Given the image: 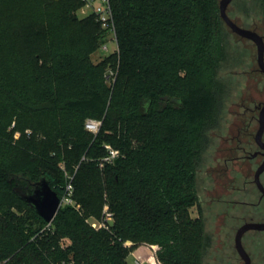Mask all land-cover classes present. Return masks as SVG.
Instances as JSON below:
<instances>
[{"label":"trees","instance_id":"obj_1","mask_svg":"<svg viewBox=\"0 0 264 264\" xmlns=\"http://www.w3.org/2000/svg\"><path fill=\"white\" fill-rule=\"evenodd\" d=\"M84 4L0 0V264H129L144 244L204 264L214 240L191 209L224 109L219 0H110L118 51L96 63L110 31ZM107 145L120 156L101 167ZM43 178L73 188L51 224L21 197Z\"/></svg>","mask_w":264,"mask_h":264},{"label":"rangeland","instance_id":"obj_2","mask_svg":"<svg viewBox=\"0 0 264 264\" xmlns=\"http://www.w3.org/2000/svg\"><path fill=\"white\" fill-rule=\"evenodd\" d=\"M78 14L83 17L80 12ZM228 15L239 27L258 33L260 36L263 34L264 0H234L228 7ZM226 33L227 59L218 73V79L225 87L224 109L220 126L211 133L210 147L199 164L197 183L199 203L191 209L193 218L199 216L203 218L206 231L214 240L204 264H243L234 248L236 227H233L235 220L232 218L244 216L246 209L248 211L249 208L221 206L218 200L233 197V199L257 202L259 197L254 186L244 185L249 179L246 176L247 169L244 163L234 164L235 168L230 165L232 174L235 176L239 174L233 184L226 182L227 176L223 171L226 169L224 158L227 154L221 153L220 150L221 146H225L224 137L237 133L240 128L245 129L247 115L244 114V105L264 102V76L258 71L255 45L233 34L228 28ZM107 34L108 50H104V47L98 50L92 56L95 63L118 51L116 36L114 37L112 32ZM60 166H63L62 163ZM102 216L91 218L89 223H101ZM249 240L250 238L245 240L248 246H250ZM260 245L261 247L248 249L255 262L260 261V264H264V245ZM139 247L150 248L145 244ZM158 249V247L155 249L156 252L152 250L153 254H146L147 257L140 258L136 255L137 262L133 256H130L128 262L129 264H160L157 259Z\"/></svg>","mask_w":264,"mask_h":264},{"label":"flooded vegetation","instance_id":"obj_3","mask_svg":"<svg viewBox=\"0 0 264 264\" xmlns=\"http://www.w3.org/2000/svg\"><path fill=\"white\" fill-rule=\"evenodd\" d=\"M262 33L263 34L261 35V37L264 44V27ZM248 41L252 42L251 40ZM253 44L255 45V43ZM255 47L257 49L256 45ZM257 65H258V71H260L261 74L264 76V72H262L258 63V56H257ZM243 108L245 110L244 114L247 115L245 129L240 128L238 129L237 133L234 132L224 137L225 146H221V150H220L221 153L227 154L226 158H224V166L226 167V169H224L223 171L227 176L226 182L233 184L236 181V178H238L239 174H237L236 176L233 175L232 174L233 172H231L232 169H229L230 165L233 168H235L234 164L238 162L244 163L247 169L246 176L249 178L244 182V185L245 187L247 184L254 186L259 193V197L257 202H254L252 200L243 201L240 200L239 198L233 199V197L223 198V199L221 198L218 200L221 206L222 205H227L229 207L242 206L249 208L248 211L246 209L244 216L243 215L242 217L234 216V218H232L233 220H235L233 227H236V234L238 233L240 228L246 224L264 223V195L259 189L256 180V175L258 171L262 167H264V127L260 141H258L257 139L258 132L261 129L262 115L264 117V102L257 104L256 103L252 104L251 102L248 105H244ZM259 180L262 186L264 187V171L261 173ZM248 238H250L249 240L250 246L246 245L245 240H247ZM260 244L264 245V230L262 231L250 230L246 232L245 235L243 236V246L251 259V264H260V261H258V263L255 262L248 248H256L259 246L261 247ZM234 248L236 250L235 242H234ZM236 254L244 264V261L237 252V250H236Z\"/></svg>","mask_w":264,"mask_h":264},{"label":"water","instance_id":"obj_4","mask_svg":"<svg viewBox=\"0 0 264 264\" xmlns=\"http://www.w3.org/2000/svg\"><path fill=\"white\" fill-rule=\"evenodd\" d=\"M234 0H221L219 2L220 16L225 25L232 31L233 34L251 40L257 46V56L259 66L264 72V44L262 37L257 33L239 27L228 16V7ZM264 127V117L261 119V129L258 132L257 139L260 141ZM264 171L262 167L257 175L256 180L259 189L264 195V187L260 183L259 177ZM22 199L28 202L36 211V213L48 224H51L62 207V199L59 198L57 193L51 188L49 181L46 178L34 185L32 192L23 194ZM250 230H264V223H251L246 224L240 228L235 237V247L239 255L242 257L244 264H251V259L243 246V236Z\"/></svg>","mask_w":264,"mask_h":264},{"label":"built area","instance_id":"obj_5","mask_svg":"<svg viewBox=\"0 0 264 264\" xmlns=\"http://www.w3.org/2000/svg\"><path fill=\"white\" fill-rule=\"evenodd\" d=\"M83 17L88 16L90 14H95L98 19L102 22L103 28L112 32L115 37V31H114V24L112 21V10L110 5V0H85L84 6L79 11ZM104 47V50L107 49V44ZM114 73L111 71L108 74L109 81L114 78ZM101 122L97 120H88L86 122V129L93 133L97 134L100 130ZM109 155L103 160V163H101V167L104 166V163H112L116 158L120 156V153L118 150H115L111 146H106ZM73 194V188L71 185L68 186V195L62 199V206L63 205H71L75 206V202L72 199ZM110 220V215L108 213V207H105L104 209V217L103 221L99 224L91 222L90 225L98 230L101 228L108 229L107 222Z\"/></svg>","mask_w":264,"mask_h":264},{"label":"crops","instance_id":"obj_6","mask_svg":"<svg viewBox=\"0 0 264 264\" xmlns=\"http://www.w3.org/2000/svg\"><path fill=\"white\" fill-rule=\"evenodd\" d=\"M148 247H150V248H143V247H139V248H137L134 252H132L131 253V255L130 256H133L134 257V260L137 262V260H136V255H137V252L138 251H140V250H145V251H148V253H149V255L150 254H153L152 253V250H154L155 251V249L157 248V246H151V245H148ZM156 252V251H155ZM129 256V257H130ZM143 257H147V255L146 254H144V256ZM147 259V258H146ZM129 263V262H128ZM138 264V263H137Z\"/></svg>","mask_w":264,"mask_h":264}]
</instances>
